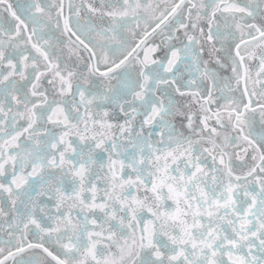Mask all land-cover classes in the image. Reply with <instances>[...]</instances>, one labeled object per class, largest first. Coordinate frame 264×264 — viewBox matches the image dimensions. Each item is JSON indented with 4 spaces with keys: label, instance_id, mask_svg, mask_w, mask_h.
<instances>
[{
    "label": "snow or ice",
    "instance_id": "obj_1",
    "mask_svg": "<svg viewBox=\"0 0 264 264\" xmlns=\"http://www.w3.org/2000/svg\"><path fill=\"white\" fill-rule=\"evenodd\" d=\"M0 264H264V0H0Z\"/></svg>",
    "mask_w": 264,
    "mask_h": 264
}]
</instances>
